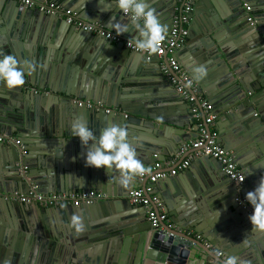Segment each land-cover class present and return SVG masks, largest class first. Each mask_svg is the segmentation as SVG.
Masks as SVG:
<instances>
[{
  "label": "water",
  "instance_id": "water-1",
  "mask_svg": "<svg viewBox=\"0 0 264 264\" xmlns=\"http://www.w3.org/2000/svg\"><path fill=\"white\" fill-rule=\"evenodd\" d=\"M54 1L113 33L112 16L113 23L129 22L114 0ZM148 2L169 31L178 1ZM190 21L193 36L175 58L191 78L195 67L206 66L207 76L196 82L220 122L217 142L248 176L237 186L218 161L203 157L195 174L182 172L187 183L170 177L151 187L158 195L168 186L165 209L171 221L201 234L212 250L185 233L152 230L145 210L127 199L135 182L125 189L117 182L118 171L87 167L86 149L71 134L77 117L96 136L116 123L128 129L145 166L175 157L195 136L188 131L189 105L162 78L164 58L134 53L57 16L0 0V53L37 65L21 87L10 90L0 82V133L18 137L26 152L21 156L18 147L0 144V264H217L219 249L225 259L264 264V232L252 230L253 208L246 200L264 176V0H194ZM69 70L79 76H73L77 87L60 89L57 82ZM72 99L99 101L121 113L77 107ZM31 183L40 192L101 190L108 198L51 209L5 199L27 192ZM212 213L227 214L220 231L211 227ZM73 214L82 216L83 233L69 227Z\"/></svg>",
  "mask_w": 264,
  "mask_h": 264
},
{
  "label": "built area",
  "instance_id": "built-area-1",
  "mask_svg": "<svg viewBox=\"0 0 264 264\" xmlns=\"http://www.w3.org/2000/svg\"><path fill=\"white\" fill-rule=\"evenodd\" d=\"M25 7L35 8L47 16H57L62 18L66 24L74 26L76 29L91 33L95 36L102 37L114 44L122 43L125 48L134 53H138L134 43L128 46V39L123 38L111 31L105 30L98 23H89L81 20L77 13L64 8L60 3L54 0H14ZM179 10L172 18L171 28L160 49L154 55L157 58H164L160 64V72L162 78L166 80L176 91V93L189 105L190 117L195 126V138L185 142L178 154L168 160H156L150 167L151 175L137 177L135 186L128 193V201L131 205L140 206L145 210L146 220L152 230L157 231L162 227L168 230H176L192 236L198 241H202L206 248L212 249V245L207 242L201 234L193 232L189 228H181L171 221L160 197L152 193L151 185L157 180L175 177L177 174L188 169L191 161L197 158L209 157L221 164V170L229 180H232L237 186L244 181L243 171L236 165L232 153L226 151L217 142L218 132L215 126L216 114L212 111V105L206 100L199 84L193 80L191 88L185 87V83L193 79L181 66L175 58V54L180 50L186 42L189 34L190 13L193 10L194 0H177ZM249 7H246L248 10ZM123 14V13H122ZM124 15V14H123ZM128 17V16H127ZM129 19V18H128ZM251 21L250 18H248ZM140 55L149 56L148 53H138ZM77 107H85L88 109H104L105 112L121 113L119 109L104 108L100 102L90 100L72 99ZM0 144L13 145L19 148L21 156L25 155L21 140L16 136H7L0 133ZM183 155L186 157L179 160ZM156 158V155H154ZM23 167V171H25ZM107 194L100 190H76L69 193L58 192L51 194H43L38 191L34 185H30L27 192L12 193L5 196L8 201H16L20 204L29 205L37 204L42 207L57 208L61 205L79 206L90 205L99 201L106 200ZM219 257L221 252H216Z\"/></svg>",
  "mask_w": 264,
  "mask_h": 264
},
{
  "label": "clouds",
  "instance_id": "clouds-1",
  "mask_svg": "<svg viewBox=\"0 0 264 264\" xmlns=\"http://www.w3.org/2000/svg\"><path fill=\"white\" fill-rule=\"evenodd\" d=\"M114 2L116 8L129 18L128 23H113L116 17L112 16L110 26L115 33L121 35L135 30L138 35L128 40V46L134 43L135 49L141 54L157 53L168 35V27L160 22L156 9L148 0H114ZM0 57H2L0 58V82H3L10 90L23 86L25 74L31 75L36 71L37 65L32 61H20L14 54L0 53ZM193 73V79L185 83L187 88L192 87L193 80H203L207 76V68L205 65H200L193 69ZM70 130L72 136L78 137L86 149V166L118 171L117 182L123 188H129L137 177L151 175L152 169L145 167L137 158L136 148L130 141L129 132L125 126L110 123L100 131L99 136H96L87 122L82 117H77L73 120ZM246 200L253 208V213L249 216L252 230L264 232V176L254 190L247 192ZM69 227L77 234L83 233L85 225L82 216L73 214ZM214 255L217 256V264H220L219 254ZM223 264H247V262L236 256H229Z\"/></svg>",
  "mask_w": 264,
  "mask_h": 264
},
{
  "label": "crops",
  "instance_id": "crops-1",
  "mask_svg": "<svg viewBox=\"0 0 264 264\" xmlns=\"http://www.w3.org/2000/svg\"><path fill=\"white\" fill-rule=\"evenodd\" d=\"M39 1V0H38ZM41 1V0H40ZM60 4L61 5H63L64 6V3H63V1H61L60 2ZM68 9H70V10H73V9H71V8H68ZM99 24V23H98ZM193 24H194V21H193V23H192V25H191V21H190V23H189V36H193V30H191V29H193ZM100 25V24H99ZM132 36V35H131ZM130 38H128V40H129ZM186 41H187V39H186ZM185 43H187V42H185ZM184 43V44H185ZM184 48V46L180 49V50H182ZM181 56L182 55H180L178 58H181ZM178 61H179V63L181 64V66L183 67V64H182V62L178 59ZM184 68V67H183ZM185 69V68H184ZM186 70V69H185ZM76 77L77 79H79V76L78 75H76V73H75V71H71V70H69V71H67L66 72V75H65V77H62L58 82H57V85L56 86H59L60 87V89H67L68 87H70V85L71 84H73L75 87H77V85L75 84V83H77L76 82V80L74 79V77ZM74 82V83H73ZM99 102V101H98ZM191 118V117H190ZM217 123H220V122H216L215 121V126H216V124ZM225 124L226 125H229V122L228 121H226L225 120ZM216 129H217V131H218V127L216 126ZM188 131H189V133L191 134V135H193V136H195L196 135V133H195V126H194V122H192V125L189 127V129H188ZM3 135H6V134H4L3 133ZM12 136H15V135H12ZM59 150H60V152H63L64 151V149L63 148H59ZM63 158H64V153H63ZM66 156V155H65ZM68 157H70V161L69 162H67V163H72L73 161V155H71V154H69V155H67ZM158 157L159 158H162L160 155H158ZM183 157H186V155H183L182 156V158ZM182 158H179L180 160L182 159ZM201 161H203L202 160V158H197V159H193L192 161H191V163H190V165H189V167H188V169H190V171L191 172H193L194 174L196 173V167H195V165L197 164V163H202ZM153 162H151V163H149L148 165H151ZM29 164H30V162H29ZM145 166V165H144ZM27 165L25 166V171L27 170ZM242 171H243V174H244V180H246V176H248V173H246L245 174V172H244V169H242V168H240ZM24 171V172H25ZM175 177H177V180L179 181V182H182V181H184V182H186L187 183V178L182 174V172L181 173H179V174H177ZM167 179V178H166ZM163 179H161L160 181H162ZM32 185H34L33 183H31ZM30 184V185H31ZM34 186H36V185H34ZM30 187V186H29ZM37 187V186H36ZM38 188V187H37ZM167 190H168V186L166 187V186H162L161 187V193H159L157 196L158 197H160V199L162 200V202H163V204H164V210L166 211V209H165V201H166V198L164 197L165 196V193L167 192ZM101 191V190H100ZM40 192V191H39ZM41 193H43V194H51V193H58V192H49V193H47V192H41ZM10 202H12V201H10ZM28 206H30V207H32V208H34L35 209V206H38V207H42V206H39V205H37V204H29ZM42 208H48V209H51V208H49V207H42ZM53 208V207H52ZM226 213L224 214H219V215H216V214H214V213H212V221H211V227H212V229L214 230V231H220V229H222L223 228V225H224V222H226L227 220H225L224 221V219L226 218ZM0 216H1V214H0ZM212 250V249H211ZM219 251L220 252H223L221 249H219ZM214 253L216 254V252L214 251ZM216 256V255H215ZM214 259H217V256L214 258ZM224 260H226L225 258H223V257H221V261H224Z\"/></svg>",
  "mask_w": 264,
  "mask_h": 264
}]
</instances>
